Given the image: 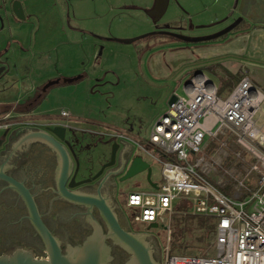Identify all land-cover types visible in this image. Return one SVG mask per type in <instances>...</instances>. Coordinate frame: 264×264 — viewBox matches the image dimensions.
<instances>
[{"label":"rangeland","instance_id":"rangeland-1","mask_svg":"<svg viewBox=\"0 0 264 264\" xmlns=\"http://www.w3.org/2000/svg\"><path fill=\"white\" fill-rule=\"evenodd\" d=\"M20 2L26 18L8 19L4 13V25H0V99L11 110L41 92L48 81L59 79L45 89L27 119L37 123L60 121L69 126L66 137L74 142L77 138L80 176L96 170L110 155L112 134L122 132L145 145L154 119L165 111L174 92L184 94L183 83L190 73L204 70L222 97L235 83L231 76L242 74L237 71L239 65L228 70L236 62L233 57L215 55L211 49L221 46L225 36L245 29L252 19V15L241 14V0H168L165 12L156 21L147 14L154 0ZM241 16L233 28L217 37L196 42L181 38L211 35ZM200 49H204L203 55ZM185 52L193 59L189 60ZM160 57L163 71L152 68L153 61ZM76 76L80 77L62 82ZM205 142L201 154L208 165L214 161L218 169H230L229 158L223 155L233 147L226 149L222 139ZM240 153L247 161L245 152L240 149ZM134 156H140L150 168V181L161 184L160 163L138 146L129 161ZM235 162L232 171L241 177L240 170L246 169V163L240 159L234 166ZM146 175L145 168L117 181V203L134 230L147 225L132 219L126 198L131 191L152 188ZM178 203L163 223L149 227L160 247L161 264L167 242L169 251L177 255L210 256L215 252L214 236L204 228V216L193 214L182 201ZM212 222L215 228V220Z\"/></svg>","mask_w":264,"mask_h":264},{"label":"built area","instance_id":"built-area-1","mask_svg":"<svg viewBox=\"0 0 264 264\" xmlns=\"http://www.w3.org/2000/svg\"><path fill=\"white\" fill-rule=\"evenodd\" d=\"M188 78L184 94L174 92L150 127L145 145L152 151L133 142L160 163L162 183L129 192L126 205L137 223H163L179 200L215 220L213 255L173 254L167 242L164 264H264V90L241 75L222 97L205 72ZM212 138L233 147L223 155L230 169L208 165L201 154ZM240 159L246 169L238 177L232 163Z\"/></svg>","mask_w":264,"mask_h":264},{"label":"flooded vegetation","instance_id":"flooded-vegetation-1","mask_svg":"<svg viewBox=\"0 0 264 264\" xmlns=\"http://www.w3.org/2000/svg\"><path fill=\"white\" fill-rule=\"evenodd\" d=\"M244 1L246 4L248 2V7L244 10L242 8V11L240 9L242 15L250 17L251 13L261 11L260 7H264V0ZM49 86L42 87V91L35 92L31 99L28 98L25 102L14 106L13 112L0 113V131H2L0 137V257L11 256L15 251L22 250L30 253L35 259H48L46 243L32 220L26 199L11 180L21 184L29 192L39 219L55 237L62 253L66 254L69 247L81 245L94 233L97 225L99 233L104 236V243L109 253V258L104 264H123L131 257L127 248L115 236L108 234L107 223L95 204L89 205L82 201L69 200L59 190L57 179L60 158L58 152L53 147L54 145L42 136L32 137L31 135L33 132H47L60 143L56 144L65 148L69 157L65 187L68 190H81L96 197L98 194L101 195L115 213L119 225L125 230L146 234L145 238L151 244L152 256L161 260L160 247L155 237L148 232L149 223H146L145 229L142 228L143 231L134 230L122 213L116 200L118 177L110 174L101 180L104 169L99 176L92 179L96 171L109 160L110 155L104 158L96 170L80 176L75 147L77 138L75 137L74 142L66 137L69 126L60 121L47 120L37 123L32 119H27L31 115V108ZM55 126L64 128L63 139L56 137L50 131ZM110 138L113 142H124L122 159L126 158L131 144L136 143L133 137L122 132L112 134ZM144 146L151 151V147ZM72 177L74 182L82 178L91 180L69 187L68 183Z\"/></svg>","mask_w":264,"mask_h":264},{"label":"water","instance_id":"water-1","mask_svg":"<svg viewBox=\"0 0 264 264\" xmlns=\"http://www.w3.org/2000/svg\"><path fill=\"white\" fill-rule=\"evenodd\" d=\"M168 0H154L153 6L147 10V14L153 21L158 20L163 13L165 12L167 8ZM11 14L18 20H24L26 18V15L23 11L22 4L20 0H12L11 1ZM241 17H238L235 19L231 24L227 25L223 29L207 36H201V37H185L181 36L183 40L196 42V41H202V40H208L214 37H217L227 31H229L231 28H233L239 21ZM133 40V39H132ZM132 40H127L128 42H131ZM196 72L202 73V70H198ZM80 76L76 77H67L63 78L62 82L69 83ZM60 80L55 79L48 81L43 88L46 86H49L51 84L58 83ZM189 82V78L186 79L187 83ZM210 82L212 80L210 79ZM175 99V95L172 94L169 97L168 104H170ZM50 131L58 138L63 139L64 136V128L60 126H55L50 129ZM32 137H43L45 140H47L49 143L54 145L56 151L58 152L60 161H59V171H58V187L59 190L69 199L72 201H82L84 203L95 204L102 216L104 217L110 235L115 236V238L124 245L127 250L131 253V257L129 259H126L123 264H161L160 259H155L152 256V248L151 244L148 240H146V234L144 233H135L129 230H125L122 228L118 221L115 213L110 208L109 204L101 197V195L98 194V196H93L87 192L81 191V190H68L65 187V181H66V174L68 170V161L69 157L67 156V152L65 148L62 145H58L56 143H59L56 141L51 135H49L47 132H33ZM60 144V143H59ZM122 146V147H121ZM124 142L118 141L113 142L111 145V151L109 160L106 161L93 175V178H96L99 176L103 170V174L100 177L101 180H103L107 175L117 176V181H123L130 176L134 175L138 171H141L143 169H147V180L149 181L150 185L152 187H155L156 184L154 182L150 181V168L148 165L140 158V156H134L131 161H129V158L132 154V151L135 147L134 144H131V149L127 153L126 158L122 159L121 153L123 150ZM78 167V166H77ZM74 177V176H73ZM71 178V180L68 183L69 187L74 186L75 184L88 182L91 180L90 178H82L79 181L74 182V178ZM11 182L17 186V188L21 191L24 198L26 199V202L30 208L31 216L34 224L38 228L39 232L42 234L44 241L47 246L48 250V259H35L30 253L23 252L22 250L15 251L14 254L11 256L3 255L0 257V264H104L105 261L109 258L108 248L107 245L104 243V236L99 233L98 226L96 225V229L94 233L89 236L81 245H77L74 247H69L68 252L66 254L62 253L59 244L55 237H53L50 232L45 228V226L42 224L41 220L38 217V214L35 210L34 202L29 194L28 191L25 190V188L11 180ZM156 223H149V227H156Z\"/></svg>","mask_w":264,"mask_h":264},{"label":"crops","instance_id":"crops-1","mask_svg":"<svg viewBox=\"0 0 264 264\" xmlns=\"http://www.w3.org/2000/svg\"><path fill=\"white\" fill-rule=\"evenodd\" d=\"M11 1L12 0H0L1 26L4 25V13H6V18L9 19V17H12L14 19V16L11 14ZM247 4L246 1L241 0V6L243 10L244 8L248 7ZM260 8L261 11L257 10L255 13L251 14L252 17H250L252 19L248 21V25L245 29L237 30V32H233L230 35L225 36L223 39H221V41L223 42L221 46L214 47L211 49H213V54L215 55L222 54L231 56L236 62H241L239 64H236V62L231 63L232 66L228 70L232 71L235 69L233 67L239 65L237 71L242 73L241 75L249 76V78L253 81L254 84L264 90V7ZM2 46L3 45L0 44V49L2 48ZM198 51L200 55H203L204 49H200ZM185 54L187 55V58L189 60L193 59L189 57L188 52H185ZM206 64L209 65L208 63ZM163 65V57H160V60L156 59L153 61L152 68L156 70L158 69L159 71H163ZM203 72L205 71L203 70ZM9 109L10 108L6 101L3 98L0 99V113L13 112V109Z\"/></svg>","mask_w":264,"mask_h":264},{"label":"trees","instance_id":"trees-1","mask_svg":"<svg viewBox=\"0 0 264 264\" xmlns=\"http://www.w3.org/2000/svg\"><path fill=\"white\" fill-rule=\"evenodd\" d=\"M231 77L235 80V83H236L238 81V79L241 77V75L238 76L237 74H233V76H231ZM218 91H219V89H218ZM204 218L207 221V226H205L204 228L207 230V233H210V236H212V235L214 236V228H213L214 226H213V222H212L214 220L213 217L204 216Z\"/></svg>","mask_w":264,"mask_h":264}]
</instances>
